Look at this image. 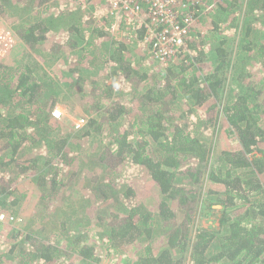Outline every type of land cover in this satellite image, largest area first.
I'll return each mask as SVG.
<instances>
[{"label": "trees", "instance_id": "obj_1", "mask_svg": "<svg viewBox=\"0 0 264 264\" xmlns=\"http://www.w3.org/2000/svg\"><path fill=\"white\" fill-rule=\"evenodd\" d=\"M209 1L185 43L149 67L133 53L139 43L151 55L143 27L118 41L105 13L70 6L50 24V0H0L18 38L0 56V212L33 195L45 201L37 220L58 215L48 236L14 229L0 264H264V0H247L248 15L244 0ZM210 17L217 32L242 20L235 61L226 39L202 38ZM63 101L82 106L78 131L53 117ZM219 111L234 149L205 135ZM199 208L218 225L192 234Z\"/></svg>", "mask_w": 264, "mask_h": 264}, {"label": "built area", "instance_id": "obj_2", "mask_svg": "<svg viewBox=\"0 0 264 264\" xmlns=\"http://www.w3.org/2000/svg\"><path fill=\"white\" fill-rule=\"evenodd\" d=\"M77 2L86 11L91 10V0H69ZM106 4V16L113 19L107 22L105 29L115 36L118 31H126V39H133L136 30L143 27V45L149 47V52L157 61H166L175 50L183 45L193 23L200 13L201 7L205 12L213 10V2L209 0H103ZM123 16V24L119 23V16ZM0 21L3 17L0 15ZM117 35V34H116ZM15 34L12 27L3 28L0 25V55H4L14 44ZM52 115L61 118L63 113L54 107ZM84 118L79 120L75 127L83 126ZM81 126V127H82ZM15 220L13 214L0 212V223H9Z\"/></svg>", "mask_w": 264, "mask_h": 264}, {"label": "rangeland", "instance_id": "obj_3", "mask_svg": "<svg viewBox=\"0 0 264 264\" xmlns=\"http://www.w3.org/2000/svg\"><path fill=\"white\" fill-rule=\"evenodd\" d=\"M67 2H70L69 0H65ZM244 9L242 10L241 13H243L244 11H246L248 9L247 7V0H244ZM245 13V12H244ZM246 15L247 11H246ZM242 17V16H241ZM250 17V16H249ZM123 16H119V19L122 20ZM205 19V18H204ZM203 19V20H204ZM211 17L208 19L207 22V26L205 29H203V37L204 38L206 36V39L208 41V44H214L212 42H214V37H216V39L218 38L217 35L220 36L219 40H221L222 38L226 39V43H224V47H226L229 51H232L231 53V57L232 60L235 61L238 57V40H240L241 36H242V32H241V28L237 27L236 24L242 22V20L238 19L237 22L235 23V21H220L218 22L219 24V29L218 32L217 30H215L214 24L213 22L210 20ZM251 19V17H250ZM202 21V19H201ZM0 25L3 28H8V26H10L6 21H0ZM11 27V26H10ZM255 30H257V26L255 24ZM199 27H197V31H200L202 28H200V30H198ZM229 29V30H228ZM226 30H228L229 32H226ZM260 31H264V29L259 28ZM259 31V32H260ZM126 36V35H125ZM125 36L122 35L123 39H125ZM215 39V41H216ZM16 41H18L17 37H14V43H16ZM217 44L218 43V39L216 41ZM134 48V55H136V57H139L140 55L144 56L147 59V62L145 61V65H148L149 67H156L154 66V64L152 63V60H155L154 57L151 55H149L148 51L144 50L142 47H140V44H134L132 43ZM144 47V46H143ZM1 56V55H0ZM143 59V57H142ZM150 61V62H149ZM149 62V63H148ZM157 68H160L159 66ZM257 72L256 70L253 71L254 75H253V80L259 79L260 75L259 73H255ZM256 74V75H255ZM229 84L231 83V80L229 79ZM235 87V86H233ZM229 93L226 91V94ZM69 101L70 98L68 99ZM53 107H58L60 109V111L63 113L62 117H69L70 120L68 122V120L66 121V127L67 129H70L72 131H78L77 127H75L77 125V123H79V120L81 118L85 119L86 122V115L85 112H82V106H79L78 104L75 105L74 108H72L71 106H69V104H65V102H58L56 103V105H54ZM218 119L216 122H213L209 127H207V129L204 131L205 135H207V137L209 138L208 141L211 142L214 146L216 150H221V149H234V138H231L228 136L227 133V126L226 124H224L222 122V117H223V111L220 113V111L218 112ZM90 115V114H89ZM87 115V116H89ZM191 120H194V118H191ZM84 122V124H85ZM64 123V122H63ZM82 126V125H81ZM81 126H79L81 128ZM212 187V184L209 185L208 182L205 181V185L203 187V190L205 191L207 188ZM32 197V200L29 201V203H27L25 208V205H23L22 203L20 204H15L14 206H11V210H12V214L15 216V220L11 221L9 223H0V244L1 243H7L8 241H10L11 238V232L15 233L14 229L17 230H21V231H26V233H32L33 236H48L49 234H51L52 232L56 231V226L52 225V221L51 219L54 217H58V215H55V213L53 214L54 208H51L47 211H45V215H43V217L40 220H37L38 217V213L39 211L43 208V203H45V201H43V203L39 204L37 202V198L36 196L30 195ZM89 198V197H88ZM88 198L82 197V194L80 196V201L78 202V209H77V213L79 215L78 218H81L83 215H87V206H86V201L85 199H87V205H90ZM92 198V197H91ZM48 204V203H47ZM48 206H50L48 204ZM86 207V208H84ZM11 212V211H10ZM202 212H206V209L203 208H199L197 213L194 216V223H193V232L192 234L195 232V228L198 226H216L218 225V212H216L215 216L213 215H209V212L207 215H203ZM43 213V214H44ZM61 239L64 240L65 238H63L60 235ZM57 241V240H56Z\"/></svg>", "mask_w": 264, "mask_h": 264}, {"label": "crops", "instance_id": "obj_4", "mask_svg": "<svg viewBox=\"0 0 264 264\" xmlns=\"http://www.w3.org/2000/svg\"><path fill=\"white\" fill-rule=\"evenodd\" d=\"M50 2H51V5L50 6H52V8H50L53 12H46V13H53L50 17H48V18H50L51 19V23L50 24H55V23H59V22H61L62 20H60L58 17H57V15L55 14V13H64V11L63 12H59L58 10L59 9H61V10H66V8L67 7H70L71 6V9H72V6H73V8H74V10L72 11V12H70V13H78L77 14V16H79V15H83L84 13H103L104 14V12L106 11V4L104 3V1L103 0H91V4H92V7H91V10H90V12L89 11H86L85 9H83L82 7H79V5H78V3L77 2H74V1H72L73 3H71L70 4V2H68V5L69 6H65L64 8H63V6H60L59 5V3L61 2V0H50ZM229 3H232V1H229ZM63 8V9H62ZM235 9V8H234ZM233 9V10H234ZM98 11V12H97ZM41 13V12H40ZM67 13V12H66ZM228 13H229V11H228ZM234 13V12H233ZM102 14V15H103ZM106 14V13H105ZM104 14V15H105ZM106 16V15H105ZM70 17H72V16H68L67 17V20L68 21H66V23L68 24L70 21H71V18ZM98 17V20H99V18L101 19L102 17H100V15H98L97 16ZM107 17H109L111 20H113V19H115L114 17H112V16H107ZM119 20H121V19H119ZM117 34V35H116ZM122 35H123V33L122 32H120V31H118V32H116L115 33V40H118V41H120L121 39L120 38H122ZM17 42V41H16ZM68 119L70 120V118L68 117ZM186 264H188V263H186Z\"/></svg>", "mask_w": 264, "mask_h": 264}]
</instances>
